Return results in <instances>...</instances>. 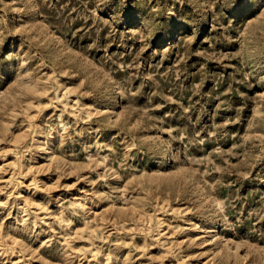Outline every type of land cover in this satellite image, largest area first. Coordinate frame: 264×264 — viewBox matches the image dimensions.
<instances>
[{
  "label": "rangeland",
  "instance_id": "374dc122",
  "mask_svg": "<svg viewBox=\"0 0 264 264\" xmlns=\"http://www.w3.org/2000/svg\"><path fill=\"white\" fill-rule=\"evenodd\" d=\"M0 264H264V0H0Z\"/></svg>",
  "mask_w": 264,
  "mask_h": 264
},
{
  "label": "bare ground",
  "instance_id": "6f19581e",
  "mask_svg": "<svg viewBox=\"0 0 264 264\" xmlns=\"http://www.w3.org/2000/svg\"><path fill=\"white\" fill-rule=\"evenodd\" d=\"M168 153V152H167ZM169 156V155H168Z\"/></svg>",
  "mask_w": 264,
  "mask_h": 264
}]
</instances>
